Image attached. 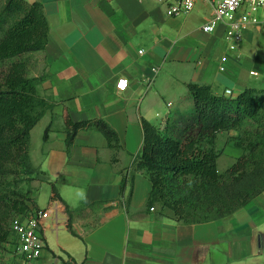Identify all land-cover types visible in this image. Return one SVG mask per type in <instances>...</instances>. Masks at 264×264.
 I'll return each instance as SVG.
<instances>
[{
	"label": "crops",
	"instance_id": "crops-1",
	"mask_svg": "<svg viewBox=\"0 0 264 264\" xmlns=\"http://www.w3.org/2000/svg\"><path fill=\"white\" fill-rule=\"evenodd\" d=\"M27 1L42 3L50 28L46 47L30 52L29 66L51 104L30 140L33 165L48 174L47 181L32 183L30 194L48 211L46 247L28 261L6 244L7 264H264V191L227 217L186 223L169 208L148 207L146 171L130 181L143 145L141 118L163 129L189 83L210 85L218 94L229 89L232 97L247 88L264 90V7L232 45L224 23L204 30L213 16L207 1L175 16L163 0ZM122 78L128 80L124 91L117 87ZM65 113L73 122L106 121L120 149L93 128L80 129L68 146ZM229 135L235 132L221 133L217 147L236 159L241 151L226 145ZM53 184L72 210V229L60 200L51 198Z\"/></svg>",
	"mask_w": 264,
	"mask_h": 264
},
{
	"label": "trees",
	"instance_id": "trees-1",
	"mask_svg": "<svg viewBox=\"0 0 264 264\" xmlns=\"http://www.w3.org/2000/svg\"><path fill=\"white\" fill-rule=\"evenodd\" d=\"M49 29L42 3L0 0V66L5 65L0 73V184L17 170L48 180V174L30 159V140L31 130L51 104L39 94V78L28 76L27 62L21 57L44 49ZM187 89L163 129L141 118L143 145L130 181L135 172L146 171L152 182L149 208L160 205L173 210L180 221L204 223L233 214L264 191V90L247 88L232 97L206 84L191 82ZM65 120L68 146L80 129L93 128L107 137L111 148L120 149L118 134L106 121L73 122L67 113ZM230 131L237 133L228 136L226 145L231 143L241 154L221 172L218 160L224 148L218 149L217 137ZM48 132L49 128L45 140ZM127 185L124 177L122 195ZM1 186L0 248L14 233L9 224L16 214L25 218L39 210L30 193ZM52 191L51 198L60 200L72 229L71 208L54 184ZM131 197L132 185L123 202L126 206Z\"/></svg>",
	"mask_w": 264,
	"mask_h": 264
},
{
	"label": "built area",
	"instance_id": "built-area-1",
	"mask_svg": "<svg viewBox=\"0 0 264 264\" xmlns=\"http://www.w3.org/2000/svg\"><path fill=\"white\" fill-rule=\"evenodd\" d=\"M207 1L213 6V16L204 30L212 32L219 23L226 25L225 39L232 45L240 43L243 39V28L246 24L256 21L254 13L264 7V0H163L171 16L189 13L198 2ZM223 61L226 57L222 58ZM224 67L222 66L221 69ZM123 82V86L121 83ZM128 80L119 79L118 89L124 91L128 87ZM231 90L226 89L225 94L230 95ZM154 210V207H151ZM48 217L47 210H37L28 217L23 218L16 226L14 233L7 243L15 252L28 261L38 259L46 247L42 235V222Z\"/></svg>",
	"mask_w": 264,
	"mask_h": 264
},
{
	"label": "rangeland",
	"instance_id": "rangeland-1",
	"mask_svg": "<svg viewBox=\"0 0 264 264\" xmlns=\"http://www.w3.org/2000/svg\"><path fill=\"white\" fill-rule=\"evenodd\" d=\"M21 58L27 62V66H28L27 71H28V76H29V66L32 65V62H34V60L32 59V57L30 56L29 53L24 54ZM4 69H5V65H3V66L1 65L0 66V73ZM236 133L237 132H235V134ZM234 159H235V156L231 152L222 155V157L219 161V165H220L221 169L224 170L227 167H229L228 164L233 163ZM38 176H40V175L35 174L34 176H27V175H24L21 170H17L14 174L10 175L9 178H7L5 181H3V184H0V187H2L1 185H8L14 189L24 191V193H30L31 194L32 183L35 180H37V178H35V177H38ZM23 217H24V215H22V214H16L11 219L9 227L11 228L12 231H14V228H15L14 226H16L23 219ZM7 251L8 250L5 247L0 248V263H2V264H7V262L5 261V254L7 253Z\"/></svg>",
	"mask_w": 264,
	"mask_h": 264
},
{
	"label": "snow or ice",
	"instance_id": "snow-or-ice-1",
	"mask_svg": "<svg viewBox=\"0 0 264 264\" xmlns=\"http://www.w3.org/2000/svg\"><path fill=\"white\" fill-rule=\"evenodd\" d=\"M121 86H123V82L121 83Z\"/></svg>",
	"mask_w": 264,
	"mask_h": 264
}]
</instances>
